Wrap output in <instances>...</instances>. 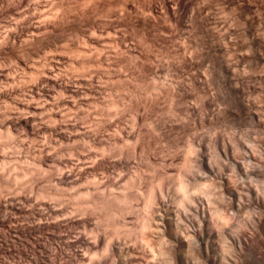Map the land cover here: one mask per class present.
I'll use <instances>...</instances> for the list:
<instances>
[{"label":"bare ground","instance_id":"bare-ground-1","mask_svg":"<svg viewBox=\"0 0 264 264\" xmlns=\"http://www.w3.org/2000/svg\"><path fill=\"white\" fill-rule=\"evenodd\" d=\"M2 8L0 264H264V0Z\"/></svg>","mask_w":264,"mask_h":264},{"label":"rangeland","instance_id":"rangeland-1","mask_svg":"<svg viewBox=\"0 0 264 264\" xmlns=\"http://www.w3.org/2000/svg\"><path fill=\"white\" fill-rule=\"evenodd\" d=\"M10 3H11V2H10ZM10 3H9V4H10ZM11 6H12V4H10L9 7H11ZM7 7H8V5H7ZM7 7H4V8H7ZM4 8H2V10H1L2 12H0V18H2V19H3L4 16L1 15V14H3V12L6 11V9H4ZM3 10H4V11H3ZM1 16H2V17H1ZM139 61H140V65H141V67H140V65H139ZM139 61L137 60V62H136V63L138 64V65L136 64V66H137L136 74H137V71L140 70V71L142 72L141 77L146 78V76H147V74H148V73H146V72H149V70H151V69H148V68H150V67H148L150 64L147 63V62H146V63H147V64H146V63L143 61V62H144V65H142L143 62H141V60H139ZM148 64H149V65H148ZM145 65H148V66L146 67ZM138 66H139V69H138ZM150 66H151V68H152V67H153V64H151ZM153 68H154V67H153ZM153 68H152V69H153ZM147 70H148V71H147ZM140 74H141L140 72L137 74L138 77H139ZM144 75H146V76L144 77ZM160 100H161V99H160ZM151 101H152V100H150V99H149L148 103H147V101H146V107L148 106L149 102H151ZM161 101L166 102L164 99L161 100ZM161 101L158 100L157 103H156L155 101H152V102L155 103V104H152V106H151V105H150L151 103H150V104H149L150 106H149L148 108H150V107H151V108H153V107H154V108H155V107L157 108L158 105H159V107H160V109H159V107H158V110H161V107H162V106H163L162 108H165L166 106H164V104L167 105V104H166L167 102H166V103L162 102V104H161ZM158 102H159V103H158ZM160 104H161V105H160ZM141 108H142V107H141ZM141 108H139V109H140L142 112L139 110V111H138V114H139V115L141 114L140 116H142V115L145 114L144 112H146L145 116H147V115H148L147 111H149V109H147V108H146V109H145V108H144V109H143V108L141 109ZM151 108H150V111H151ZM154 108H153V109H154ZM153 109H152V110H153ZM144 110H146V111H144ZM150 111H149V115H153V114H155V113L157 112V109H156V110L154 109V110H153L154 112L151 111L153 114H150V113H151ZM139 112H140V113H139ZM143 137L145 138L144 134H143ZM146 137H147V135H146ZM150 137H151V138H150ZM150 137L148 136V138L151 140V139H153L154 135H151ZM144 138H142V139H144ZM155 138H156V137H155ZM142 139H141V140H142ZM149 139H147V142H148V144H149V142H150V144H151L152 140L150 141ZM148 140H149V141H148ZM143 141H145V139H144ZM153 141H154V142H152L151 146L156 147L155 145L157 144V147L160 148V145H161V144H159L157 141H155V139H153ZM141 142H142V141H141ZM141 142H140V143H141ZM145 142H146V141H145ZM145 142H143V144L146 146V143H147V142H146V143H145ZM155 142H156V144H155ZM141 144H142V143H141ZM143 144H142V145H143ZM154 144H155V145H154ZM157 147H156V149H154V150H157V151H158V148H157ZM154 152H155V151H154ZM154 152H153V154H156V155H153V154H152V156H154V157L151 156V158H150V160H151L150 163H151V164L153 163L152 166L154 165V166H153V167L155 168L154 170H156V169H157V170L160 169V170H158V172H157V170H156L155 172H157V173H162V172H164V171L166 170V168H165L166 166L164 167V164H163V163H165V164L167 165L169 162H167L168 160L165 158V157H166L165 154H162V156H165V157L163 158L165 162H163V161H161V160H162L161 155H160V157H159V154H160V153L157 154L159 151H158L157 153H156V152L154 153ZM157 155H158V156H157ZM160 158H161V159H160ZM165 159H166V160H165ZM161 163H162V164H161ZM151 164H150V165H151ZM152 166H151V167H152ZM161 166H162V167H161ZM161 168H162V169H161ZM164 168H165V169H164ZM162 170H164V171H162Z\"/></svg>","mask_w":264,"mask_h":264}]
</instances>
